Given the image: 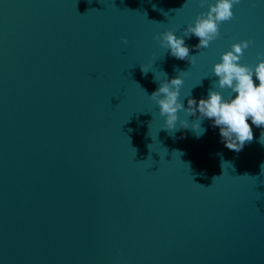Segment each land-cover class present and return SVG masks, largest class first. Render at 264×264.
<instances>
[{"label":"water","instance_id":"obj_1","mask_svg":"<svg viewBox=\"0 0 264 264\" xmlns=\"http://www.w3.org/2000/svg\"><path fill=\"white\" fill-rule=\"evenodd\" d=\"M232 10L208 47L185 37L192 65L155 37L200 0H0V264H264V128L237 152L149 97L180 72L185 106L206 97L240 40L258 62L264 2Z\"/></svg>","mask_w":264,"mask_h":264},{"label":"clouds","instance_id":"obj_2","mask_svg":"<svg viewBox=\"0 0 264 264\" xmlns=\"http://www.w3.org/2000/svg\"><path fill=\"white\" fill-rule=\"evenodd\" d=\"M240 2L241 0H200L201 6L207 4V11L198 14L193 23L184 27L183 36H177L173 30L166 29L155 39L162 48L169 50L171 56L180 60L187 59L194 65L196 59L189 55L190 48L185 43V37H198V43L193 46L197 49L208 47L219 37L221 23L233 18L232 9ZM250 2L255 6L257 2L264 0ZM124 43H127L126 38ZM251 43L250 39L240 40L232 43L229 50L221 52L218 62L211 68L212 75L216 77L214 88L208 90L206 97L199 99L189 93L185 95L188 97L187 106L181 99L184 75L187 72H180L170 79L164 74L165 79L149 95L158 106L159 115L163 117L161 128L174 131L179 123L181 128L191 127L199 137L207 130L201 122L208 119L213 127L218 128L220 142L228 149L239 152L246 142L252 141V126L264 128V53H257L258 62L254 66L241 63L243 52ZM141 68L145 73L149 70L144 65ZM224 90L228 91L227 96ZM181 112L184 113V118L180 117ZM189 116L194 117L191 124L187 119ZM259 139L264 142V131ZM261 170L264 172V163L261 164Z\"/></svg>","mask_w":264,"mask_h":264},{"label":"snow or ice","instance_id":"obj_3","mask_svg":"<svg viewBox=\"0 0 264 264\" xmlns=\"http://www.w3.org/2000/svg\"><path fill=\"white\" fill-rule=\"evenodd\" d=\"M240 3H241V2H240ZM240 3H238V4H240ZM235 5H237V4H235ZM235 5H234V6H235Z\"/></svg>","mask_w":264,"mask_h":264}]
</instances>
